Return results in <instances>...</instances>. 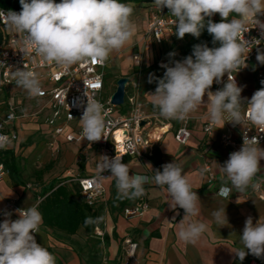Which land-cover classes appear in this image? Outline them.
I'll return each mask as SVG.
<instances>
[{
    "label": "clouds",
    "instance_id": "clouds-1",
    "mask_svg": "<svg viewBox=\"0 0 264 264\" xmlns=\"http://www.w3.org/2000/svg\"><path fill=\"white\" fill-rule=\"evenodd\" d=\"M162 11L167 8L175 18V35L183 39L186 34L199 38L206 28L216 47L206 43L193 47L192 54L183 60H173L161 64L165 68L163 78L150 74L149 83L156 81L157 87L148 93L154 109L166 120L187 119L201 107L207 109L210 122L223 128L226 123L245 124V120L264 129V87L256 90L250 99L242 98L243 88L238 86L233 73L245 67L249 46L253 41L246 40L248 25L254 24L264 35V0H154ZM22 10L7 12L0 10V21L21 36L23 52L31 49L44 62L55 63L67 70L72 65L88 60L94 64H104L111 52L123 48L137 30L131 19L133 7L120 0H20ZM219 14L220 22L211 17ZM229 17H232L229 19ZM207 18V19H206ZM170 57L175 52L168 54ZM257 61L264 64V51L257 49ZM13 79L17 86L25 89L32 97L43 95L41 80L34 71L16 69ZM227 75V81L223 77ZM223 83V87L212 91V85ZM87 87V83L84 82ZM264 85V80L261 81ZM96 89L100 88L96 84ZM86 103L77 98L75 106L83 107L80 120L83 137L91 142L104 138V105L87 95ZM205 96L207 100L205 101ZM217 128V129H218ZM0 143V148L5 147ZM264 160V148L260 147L257 136L248 137L245 132L243 144L218 170L225 179L219 195L228 198L232 189L244 192L249 187L258 190L261 183L253 181L261 171L260 161ZM152 168V166L149 164ZM100 175L96 177V187H100L103 173L109 171L115 178L119 199L135 200L145 193L144 185L154 183L165 187L172 199L171 208L184 210V218L179 223L177 237L180 241L195 244L208 230L204 222H190L184 219L195 217L200 212V198L182 167L174 162L153 170L149 177L143 174L130 175L127 164L121 157L101 156ZM203 175V170L201 171ZM230 182L231 186H228ZM18 218L13 220V212L5 210L0 222V264H56V257L44 246L37 243L35 235L43 222L38 205L15 210ZM177 215L179 213L177 212ZM213 219L217 224L228 223L225 208L214 210ZM89 217L85 225L98 222ZM174 219V218H173ZM240 243L243 245L235 255L243 261L249 254L264 259V220L253 223L251 216L245 220Z\"/></svg>",
    "mask_w": 264,
    "mask_h": 264
},
{
    "label": "crops",
    "instance_id": "crops-1",
    "mask_svg": "<svg viewBox=\"0 0 264 264\" xmlns=\"http://www.w3.org/2000/svg\"><path fill=\"white\" fill-rule=\"evenodd\" d=\"M130 5L133 7L131 19L133 18L132 20L137 25L135 34L138 35L139 30L147 27L148 17L151 16L152 18L160 10L156 6H152L154 12L150 14L148 9H144L145 7L137 4ZM162 11H164L165 17L170 15L167 8L162 9ZM213 22L216 21L214 20ZM167 35L174 38L177 37L175 30L172 34L166 32L164 37ZM136 38L137 36H133L123 48L114 50L115 54H110L107 60V71L116 78V81L122 77L133 78L137 75L138 61L135 60L137 54L134 53V46L138 45L137 48L141 51L143 49L144 52L149 51V44H151L152 39L150 37L146 39L144 36L139 37V39ZM180 41L181 44L184 42L185 45L175 51V57H169L167 61H162L161 64L171 65L173 60H183L184 53L189 51V55H191L193 47L197 44L206 43L209 47L219 46L218 44H213L212 36L206 29L202 31L199 38L186 34ZM254 70L252 65H248L244 72L237 77L238 86L243 88L242 98L250 99L254 92L261 88V80L256 78ZM165 71V68L156 67L153 61L147 60L144 63L141 74H138L141 85V98L145 103L146 112H158L157 109H154L148 95V93L155 91L157 83L156 81L149 83V76L154 74L156 78H160ZM222 87L223 83L219 88ZM219 88L213 84L211 90L216 91ZM204 99L206 101L207 96ZM1 108L0 115L3 116L4 113ZM190 116L193 117L190 123L191 138L185 145L178 144L175 141L174 130H172L162 138L156 147L154 157L143 160L126 157L123 163L128 165L130 175L147 174L150 177L154 175L153 170L160 169L162 171V165L166 163L174 162L179 164L183 169V174L190 180L192 190L197 192L201 201L199 215L184 219V224L186 226L190 222H204L208 225V230L195 244H186L180 241L177 237V232L179 223L185 215L184 210L178 206L175 209L171 208L172 199L167 192L166 186L160 187L154 183L144 187L145 193L141 197L142 201L146 200L148 202L149 210L147 213L142 217H125L123 209L140 202L136 199H127L123 207L119 205L112 207L118 194L115 178L110 177L104 182L106 189L105 200L95 206L96 209L102 208L97 227L103 232V236L107 235L109 238V246L106 248L102 247L104 252L103 264H124L126 240H131L138 244L136 260L132 264H264V259L256 258L251 254L247 255L243 261H240L235 255L237 250L243 247L240 243V236L247 217L251 216L253 223L259 219L264 220V200L260 198V194H264V186L259 192H256L251 187L244 192H238L233 188L228 198L219 196L217 191L225 183L226 178L222 179L223 174L218 170L216 163L222 165L229 158L230 153L238 151L241 146L233 149L221 145L220 135L225 130V127L218 128L220 126L215 125V130L211 135L205 134L203 125L206 122H210L205 107L199 108L191 113ZM172 124L173 127L177 128L181 122L173 120ZM14 125L19 137L20 133L26 132L27 129L32 131L26 135L24 141L19 142L18 140L1 154L2 161L6 166L8 164L5 159H10L11 155L15 158L18 165L19 156L27 157L33 152L36 154L38 151H36V144L33 142V138L39 129L37 120L31 118L20 119ZM238 136V132H235V139H238ZM41 139L44 148L38 153L39 157L49 152V150H46L49 148L47 139L42 134ZM260 147L264 148V142L260 144ZM80 148L84 149V154H88L90 151L94 153L91 161H86L81 165L83 171L87 173L79 177L82 178L90 176L94 172V163L98 158L97 149L87 143H67L63 138H58L55 147L58 153ZM260 166L261 171L257 174L256 179L253 181L254 183L258 179H264V160L260 161ZM207 167L213 173V180L209 178ZM7 169L9 171L8 175L0 182L5 183L4 187L6 190V193L0 190L2 195L0 198V222H3L5 218L2 210L6 201L15 200L19 207L27 209L36 205L39 198L36 197V192L30 191V188L25 190V188H21L22 185L14 186L10 178L9 166H7ZM202 170L203 175L201 174ZM11 182L13 185H11ZM228 186H231L230 182H228ZM221 208H225L228 221V223L223 225L217 224L212 216L214 210ZM177 212L179 215H177ZM11 218L15 220L18 215L13 212ZM102 237L96 235L88 237L84 228H80L74 236H67L41 224L37 239L41 246L46 247L56 257V264H87L86 256L83 252V249H86L84 248L85 245H91L92 241H98ZM119 253H122L121 257ZM115 260H117L116 263H114Z\"/></svg>",
    "mask_w": 264,
    "mask_h": 264
},
{
    "label": "built area",
    "instance_id": "built-area-1",
    "mask_svg": "<svg viewBox=\"0 0 264 264\" xmlns=\"http://www.w3.org/2000/svg\"><path fill=\"white\" fill-rule=\"evenodd\" d=\"M7 12L4 9H1ZM264 22V16H258ZM175 18L169 15L164 16V11H159L151 18L148 33L157 43H162L163 36L166 32L172 34L175 30ZM6 27L3 21H0ZM249 32L244 34L246 40L253 41L249 46V54L246 60L245 67L241 68L237 73H233L237 81L238 75L242 74L248 65L254 67L255 76L258 80H264V64L257 61V49L264 51V35H261V30L255 27L254 24H249ZM8 36L0 45V108L4 115H0V143H5L6 146L0 148V182L5 179L9 171L1 158V154L7 150L10 145L19 140V134L15 128V122L20 119H25L26 114H19L18 106L13 94V91L23 89L15 88L17 84L13 79V72L16 69H23L26 65L27 70L34 71L39 75L43 95L32 97L34 100L43 102V109L47 111V116L42 123L46 131L40 127L38 131L47 139L49 149H54L58 142V138H63L67 143H87L91 147H95L98 151V158L94 163V172L90 176L73 179L79 186L81 200L91 207H95L105 200L106 189L104 182L109 179L111 173L105 171L103 179L100 181V187H96V177L100 175L101 156H108L110 159L115 156L121 157L122 162L126 157L136 160L152 158L155 155V150L162 138L169 132L174 130V139L178 144L185 145L191 138L190 123L193 117L180 121L181 124L177 128L173 127V120H166L159 116L158 112H146L145 103L141 98V85L138 74H141V69L137 71V75L133 78H127L128 82L125 88V102L122 106H115L111 103V96L106 88L108 61L104 64H94L88 60L76 63L69 69L64 70L52 62H44L31 49L27 53L23 52L21 36L9 29ZM136 59H138L136 57ZM140 66V64H137ZM227 81V75L223 77ZM87 83V87L84 84ZM99 84L100 88L96 89L92 86ZM214 85L219 88L221 84ZM8 89H11L7 95ZM26 91V90H25ZM88 96L96 99L104 105L106 110L105 115V130L104 138L97 142H89L82 135L80 118L83 113V107L75 106L77 98H82L85 103ZM225 130L220 135V143L223 146L237 149L243 144V136L245 132L248 137L257 136L260 144L264 142V129L259 128L247 120L243 125H235L226 123ZM215 130V125L211 122H206L203 125V131L207 135H211ZM238 132V139H235L234 133ZM210 180H213V173L207 167ZM147 175V174H143ZM149 176V175H147ZM150 177V176H149ZM257 182H264V179H258ZM150 183H146L144 187ZM261 187L255 191H261ZM28 188H31L28 185ZM220 190V189H219ZM217 191V194L219 193ZM219 195V194H218ZM220 196V195H219ZM260 198L264 200V194H260ZM39 197L37 204L41 202ZM15 200L6 201L2 212L5 210L15 212L20 209ZM149 210V205L146 200L125 207L123 215L127 218L142 217ZM38 243V233L34 234ZM95 235L103 236V232L96 227ZM124 248V264H132L136 260V251L138 244L131 240L125 241ZM258 264V263H251Z\"/></svg>",
    "mask_w": 264,
    "mask_h": 264
},
{
    "label": "rangeland",
    "instance_id": "rangeland-1",
    "mask_svg": "<svg viewBox=\"0 0 264 264\" xmlns=\"http://www.w3.org/2000/svg\"><path fill=\"white\" fill-rule=\"evenodd\" d=\"M152 6L145 7L144 9H148L150 11V14L154 12L152 9ZM232 17H229L231 19ZM133 19V18H132ZM207 19V18H206ZM211 19L216 22H220L221 17L219 14H215ZM151 21V16L148 17V24L146 28H143L142 30L138 31V35L134 34L133 36H137L136 39H139V37L144 36V38L147 39V37H150L152 39L151 44H149V51H145L144 49L141 51L139 50L138 45L134 46V53L137 54V58L135 57V60L138 61L140 66H137V71L139 69L144 68V63L147 62V60L153 61L154 66L161 68V62L167 61V59L170 57L168 54L171 52H175L179 47H183L184 42L181 44L180 40L177 37H172L170 35L165 36L162 39V43H157L153 37L148 33L149 24ZM206 29V28H205ZM139 36V37H138ZM187 38V37H186ZM187 40V39H185ZM150 43V42H149ZM181 45H180V44ZM145 48V47H144ZM136 49V50H135ZM115 54V51L111 52V54ZM175 57V56H174ZM262 81V80H261ZM261 83V82H260ZM117 86V81L114 76L111 75V73L107 74V82H106V88L108 90V94L112 95L114 93V88ZM264 87V85L261 84V88ZM15 88L20 89L21 87L17 86ZM16 104L18 106V112L19 114H26V118H31L37 120V127L39 126L43 131H46L45 126L42 124L44 122L45 117L47 116V111L43 109V102L41 101H35L27 91L25 90H18L13 91ZM38 129V128H37ZM32 131V130H31ZM30 129H27L26 132H21L19 137V142L24 141L26 138V135L31 132ZM39 132V131H38ZM36 133V135L33 138V142L36 144V151L37 153L34 154V152L31 155H28L27 157L19 156L18 158V165L20 169V177L22 181L21 188H25V190L28 189V185H30V191L32 192H39L41 187L45 185L46 183L52 181L53 179L57 180L58 182L63 181H69L73 179H77L83 175H86L87 173L83 171L82 164L86 161H91L92 157H94V153L91 151L88 154H84V149H77V150H66L61 151L59 153H55V151L47 152L45 155H42L41 157L38 156V153L42 151V148H44L43 143L41 142V134ZM29 143V142H28ZM36 155V156H34ZM54 162V167L52 170L44 175L42 180H39L36 177V172L44 169V167L49 162ZM10 180V178H9ZM74 185L76 186V182L73 181ZM5 183H0V190L3 193H6ZM11 185L12 182H11ZM0 192V198L2 197Z\"/></svg>",
    "mask_w": 264,
    "mask_h": 264
},
{
    "label": "trees",
    "instance_id": "trees-1",
    "mask_svg": "<svg viewBox=\"0 0 264 264\" xmlns=\"http://www.w3.org/2000/svg\"><path fill=\"white\" fill-rule=\"evenodd\" d=\"M59 3L60 0H55ZM125 4H137L142 7L155 6L154 0H120ZM6 11L12 10L20 12L22 10L20 0H0V10ZM7 27L3 26L0 22V45L8 36ZM164 37V36H163ZM190 52L184 53V58L189 56ZM192 54V52H191ZM163 78V75L160 77ZM119 79H117L118 81ZM117 86L114 88L116 91ZM12 90L8 89L7 95ZM7 166L10 169V178L14 186H21L22 181L20 178V169L16 164L15 158L11 155L10 159H5ZM54 167V162H49L44 169L36 172V177L42 180L44 175L49 173ZM36 197H41L42 200L38 205V210L43 216V226L64 233L67 236H74L77 234L80 228H84L88 237L95 236V228L97 223L85 225L86 218H93L96 220L99 218L102 208H95L87 205L81 200L80 190L78 184L74 185L73 181L58 182L53 179L52 181L43 185L40 191L35 193ZM138 202L142 201V198L136 199ZM127 199H119L118 197L113 202L114 205L123 207ZM109 238L104 235L99 238L98 241H92L91 245H85L83 252L86 256L87 264H103L104 252L102 247H108ZM104 244V245H103ZM85 250V251H84ZM122 253H119L121 257ZM117 260L114 261L116 263Z\"/></svg>",
    "mask_w": 264,
    "mask_h": 264
},
{
    "label": "water",
    "instance_id": "water-1",
    "mask_svg": "<svg viewBox=\"0 0 264 264\" xmlns=\"http://www.w3.org/2000/svg\"><path fill=\"white\" fill-rule=\"evenodd\" d=\"M128 79L122 77L117 81L116 91L111 96V103L115 106H122L125 102V88L127 85Z\"/></svg>",
    "mask_w": 264,
    "mask_h": 264
},
{
    "label": "snow or ice",
    "instance_id": "snow-or-ice-1",
    "mask_svg": "<svg viewBox=\"0 0 264 264\" xmlns=\"http://www.w3.org/2000/svg\"><path fill=\"white\" fill-rule=\"evenodd\" d=\"M96 86H97L96 84L93 85V87H96Z\"/></svg>",
    "mask_w": 264,
    "mask_h": 264
}]
</instances>
